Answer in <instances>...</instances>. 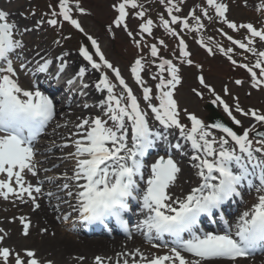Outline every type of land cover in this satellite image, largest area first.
I'll use <instances>...</instances> for the list:
<instances>
[{"label":"snow or ice","instance_id":"snow-or-ice-1","mask_svg":"<svg viewBox=\"0 0 264 264\" xmlns=\"http://www.w3.org/2000/svg\"><path fill=\"white\" fill-rule=\"evenodd\" d=\"M155 2L163 7L155 18L142 0H116L111 5L116 15L108 32L113 26L122 29L137 52L129 71L142 93L139 97L76 18L90 15L82 0H50L47 12L39 16L35 10L20 12L21 19L0 9V199L28 205L32 212L41 210V199H55L53 210L61 223L78 221L109 233L114 224L129 240L130 219L136 217V234L151 250L125 245L114 255H94L91 264H241L257 254L264 256V108L243 107L226 85L223 92L233 101L229 104L203 74L197 76L200 88L210 93L211 104L222 108L227 121L202 119L181 108L176 98L183 68L203 69L193 59L189 38L209 56L219 54L233 69L243 70L246 78L235 79L237 86L247 83L264 92V0L251 5L258 14L255 22L230 19L227 0H201L184 15L186 0ZM130 19L138 21L135 31L129 27ZM214 24L223 26L215 31L228 46L205 36ZM65 25L88 42L78 47L83 63L71 76L68 51L30 49L24 39L31 32L50 29L59 37L53 44L62 48V41L70 39L63 35ZM159 30L162 36L157 37ZM90 73L99 76L87 79ZM22 76L30 78L28 86ZM40 77L49 87L64 83L70 98L83 99L77 106L88 114L61 125L58 102L41 87ZM91 92L99 99L90 104ZM192 92L203 99L200 89ZM238 115L249 124L245 126ZM49 127L53 135L61 127L69 129L62 142L53 139L47 151L71 149L60 157L72 162L71 175L41 177V171L59 167H44L37 158L43 154L37 144ZM177 153L188 158L192 171L183 183ZM184 185H189L186 191ZM246 195L251 202L245 201ZM237 203L243 207L233 209ZM16 219L20 236L29 239L32 220L21 215L10 222ZM206 224L218 227L206 229ZM38 234L55 236L48 228H40ZM10 239V232L0 227V264H55L34 247L8 245ZM88 260L85 255L71 257L72 264Z\"/></svg>","mask_w":264,"mask_h":264},{"label":"rangeland","instance_id":"rangeland-1","mask_svg":"<svg viewBox=\"0 0 264 264\" xmlns=\"http://www.w3.org/2000/svg\"><path fill=\"white\" fill-rule=\"evenodd\" d=\"M148 1V2H147ZM152 1H154L152 3ZM116 0H82V6L90 13V15L86 16H79L77 15V19H79L84 26L85 30H90L91 32H88V34L94 35V37L100 39L102 41V44L104 47H102V51L104 52L106 58L111 61L116 67H119L121 69L122 74L124 75L125 79L128 80L129 84L133 87L134 92L137 94V96H141L142 93L140 92L139 88L135 86L134 82L131 79L129 66L130 63L133 61L134 57L137 55L136 49L132 45L131 39L127 36V34L122 29H116L113 26V31L110 33L108 32V26L111 24V21L114 19L116 13L112 9L111 5L115 3ZM201 2V0H186L185 5L183 6V12L182 15L187 14L190 8L194 7L196 4ZM227 2L230 4V13L229 18L234 19L237 22H247V21H257L258 14L254 12L251 5L253 4L254 0H249V6H244V0H227ZM37 3L41 6V10H47L48 3L46 0H38ZM143 3L145 4V7L147 9H152L153 7H156V14L162 12L161 7L158 3L155 2V0H144ZM32 4V0H0V9L9 11L13 17L18 16L20 12H24L27 14L29 10H35L38 14H40V10L37 7L29 8ZM138 26V21L134 19L129 20V27L135 31ZM219 28L223 27L219 24L211 25L210 28ZM87 28V29H86ZM68 25L64 26L63 29V35L70 37V39L63 42V47H58L53 44L54 39H58L59 37L56 36V33L53 30H45V31H39L37 32H31L25 36V43L29 46L30 49H36L39 48L40 50H51L54 54L56 52H75L77 53L78 47L67 45V44H74V43H80L86 42L85 37L79 33L74 34ZM225 31H229V34L236 35L234 33H231L230 30H228L225 27ZM157 37H160L162 35V30H159L156 32ZM214 39L220 38L225 43V45H228V41L223 39L221 36H219V33L216 31H213L211 35ZM237 38H240L237 36ZM169 43V42H168ZM192 52H193V59L194 61H197L199 64L203 65V69H194L192 67L185 66L183 68L182 75L184 77L182 85L178 88L176 98L180 103L181 108H188L189 111L195 112L198 116H200L202 119L206 120V116L208 112L204 109V105L207 101H211L213 97L210 95V93L207 92V90L201 89L197 80V76L200 74H203L206 81L216 90L218 94L222 96L228 102L229 104L233 103L231 96H225L223 89L227 85V87L230 89L232 95H238L240 98L241 105L243 107H255V108H264V92H258L255 90L250 89V86L246 83L243 86H237L234 81L235 79H245L246 73L241 69H233L230 63L227 61L226 58L220 56L217 54L216 56H209L206 51L199 48L198 45H196L192 40ZM170 46H172L169 43ZM239 58V57H237ZM203 72V73H202ZM99 76V73H96V77ZM155 82L149 81L150 85H154ZM192 88H198L201 91L204 92L203 99H200L194 95L192 92ZM252 92V95L250 97L246 96V92ZM143 106V102H142ZM219 110L223 113L222 108H219ZM224 114V113H223ZM225 115V114H224ZM226 116V115H225ZM227 117V116H226ZM238 119H241L245 126L249 124V121L245 119L244 117L237 116ZM176 158L180 161L181 167L184 165L187 166L176 154ZM0 227L5 228L6 231H9L11 234V239L7 241V244L12 247H20V246H27V247H34L38 250V253L47 259H51L55 261V264H72L71 257L77 256V255H83V253L79 251H71L68 254V261H64V258L66 256H62V262H58V258H54L53 254H51V251L42 253L34 244L29 243V240H25L23 237V242L16 241L13 242V236L14 232L17 229V237H21L18 231L20 230V227L17 226L19 224V220L17 221V225L11 226L8 222L9 218L2 217L0 215ZM21 216V215H19ZM18 216V217H19ZM25 216V215H23ZM13 223V222H12ZM8 225V226H7ZM16 227V228H14ZM37 235V233L34 232L33 235ZM67 233H65L62 230H59L56 228L55 231V237L61 238L65 237ZM43 237V236H41ZM51 238V237H50ZM77 240V239H76ZM148 250L150 249V246H148ZM155 251V250H153ZM93 255H99L97 252L91 253V256ZM87 256V255H85Z\"/></svg>","mask_w":264,"mask_h":264},{"label":"bare ground","instance_id":"bare-ground-1","mask_svg":"<svg viewBox=\"0 0 264 264\" xmlns=\"http://www.w3.org/2000/svg\"><path fill=\"white\" fill-rule=\"evenodd\" d=\"M30 25V24H29ZM69 60V68L67 71H70L72 73H75V71L78 69V67L83 63L80 58H78L77 54H70V57L67 58ZM96 73H90L88 79H95ZM70 98L68 93L65 94L63 98ZM82 99V98H81ZM80 99V100H81ZM89 99H92L93 101L96 99H99V95L95 92H91ZM65 100V99H64ZM70 102L73 100L69 99ZM78 104H73V107H70L69 111H67L66 114H64L62 119H59L58 121L61 125H63L66 121H72L75 122L76 117L83 114L87 115L88 111L81 110L80 107L77 106ZM71 128V124H69V129ZM69 129H65L63 127L57 129V134H52L51 138H54L56 141L62 140V137L67 136L69 134ZM53 140V139H51ZM68 151H71V149H68ZM56 163L61 166L63 164V161L57 160ZM67 168H60L59 170H55L54 172L59 171L60 173H63L64 171L69 173L71 171L72 165L69 163ZM184 169L182 176H181V183H183L184 179L191 177L192 171L188 167H182ZM53 176V174H50ZM42 177V176H41ZM43 178V177H42ZM189 185H184L185 191ZM55 190V189H52ZM45 202L41 203L42 208L41 210H38L37 212H32L31 209H28L25 215L29 217L32 220L33 223V229H32V236L27 239L29 240V243L34 244L42 253L51 251V254H53L54 258H58V262H62V256H66L64 258V261H68V254L71 251H79L83 253V255H87V257L91 256V253L97 252V254H106V255H114L116 252H119L123 250V247L126 245L127 249H134L136 247H140L142 250H145L144 243L140 241V235H133V238L131 240L125 239V238H116L114 240L110 239H87V238H81V239H74L70 235H65V237H52V236H43L41 237L38 234V230L40 228H48L49 232H55L56 231V224L55 219L59 213L55 212L52 207L51 203L48 202V199H43ZM64 209H66V205H63ZM30 215V216H28ZM6 218H9V220L13 221L12 219L14 216H4ZM11 226L17 225V221L15 220L13 223L8 222ZM8 226V225H7ZM17 226L21 227L20 224ZM16 228V227H14ZM17 229L15 232H17ZM14 232L13 236V242L20 241L23 242L22 237H17V233ZM37 233V235H33ZM19 233V231H18ZM51 237V238H50ZM49 250V251H48ZM146 251V250H145ZM94 256V255H93ZM62 259V260H61ZM259 259H256L254 261L250 262H244L245 264H259ZM241 263V264H244ZM87 264H91V257H89V260Z\"/></svg>","mask_w":264,"mask_h":264},{"label":"water","instance_id":"water-1","mask_svg":"<svg viewBox=\"0 0 264 264\" xmlns=\"http://www.w3.org/2000/svg\"><path fill=\"white\" fill-rule=\"evenodd\" d=\"M217 115H215V117H216Z\"/></svg>","mask_w":264,"mask_h":264}]
</instances>
